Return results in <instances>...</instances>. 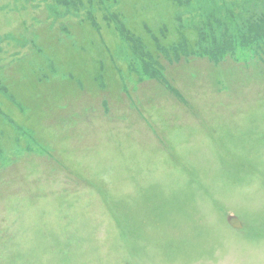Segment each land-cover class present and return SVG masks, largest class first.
Listing matches in <instances>:
<instances>
[{
	"label": "rangeland",
	"instance_id": "obj_1",
	"mask_svg": "<svg viewBox=\"0 0 264 264\" xmlns=\"http://www.w3.org/2000/svg\"><path fill=\"white\" fill-rule=\"evenodd\" d=\"M33 1L0 0V74L20 93L13 100L9 90L7 110L21 103L32 114L28 121L0 115V264H264V51L253 61L237 47L231 64L214 55L211 72L196 81L177 77L180 88L147 94L144 87V107L113 72L109 96L131 107L130 117L121 110L113 126L96 111L78 123L68 106V125L51 128L52 114L71 101L69 62L92 67L103 55L114 65L89 26L79 29L88 34L85 50L75 41L81 55L70 52L67 36L45 40L48 12ZM143 1L140 18L157 27L166 9ZM182 2L184 24L204 29L209 10L230 33L241 30L244 13L264 12V0ZM108 42L115 63L132 61L129 45ZM76 89L96 93L89 76ZM229 209L250 220L245 229L228 226Z\"/></svg>",
	"mask_w": 264,
	"mask_h": 264
},
{
	"label": "trees",
	"instance_id": "obj_2",
	"mask_svg": "<svg viewBox=\"0 0 264 264\" xmlns=\"http://www.w3.org/2000/svg\"><path fill=\"white\" fill-rule=\"evenodd\" d=\"M114 1H116V0H87V3H86V1L85 0H82V2H83V4L86 6V8H90L91 7V10H93V11H96L97 13H96V16L98 15V20H99V22L100 23H104V24H106L107 26L109 25V26H112V25H115V26H117V24L121 21V20H126L125 21V24H126V27H127V29H133V30H136V31H133V32H137L138 30H137V25H136V22H143V18H140V17H138V16H133L132 14H124L122 11H121V6L123 5V4H118V6L117 7H110V5H112V3H114ZM129 1V0H128ZM129 2H132V3H134L135 2V4H133L135 7H136V9H138V7L141 9V8H144V5L145 4H142V3H140L141 2V0H130ZM139 2V3H138ZM153 4H155V5H157L158 4V1L157 2H152V4L151 5H153ZM83 5V6H84ZM138 6V7H137ZM116 8V9H115ZM112 9H114L115 11H113ZM121 12V13H120ZM123 14V15H122ZM140 14V13H139ZM93 21H98L97 20V18L96 19H92ZM147 21V20H146ZM90 23V22H89ZM99 23V24H100ZM88 25V24H87ZM89 26V25H88ZM167 28V30L169 31L170 30V32L171 33H173L174 34V32H173V29H171V28H168V27H166ZM142 29H143V26H142ZM105 30V32H108L109 30H107V29H104ZM111 30H115L114 28H112ZM116 31V30H115ZM157 31V30H156ZM143 32V34H142V41L143 42H149L150 44H153L152 43V40H150V34L149 33H146L145 32V29L142 31ZM91 35H93V34H95V32H93L92 30H91V32H89ZM87 35L88 34H86L85 35V37H84V41L86 40V37H87ZM141 35V34H140ZM102 51V50H101ZM101 57L103 56V55H100ZM93 59V58H92ZM95 59V58H94ZM94 59H93V61H92V63H93V65L94 66H92V67H89V66H87L88 65V63L84 66V65H82V64H80L79 62H77V61H71V66L74 68V70L75 69H77V72H79V74L81 75V76H87V75H91L92 73L94 74V75H96L98 72H100L101 71V65H102V71H104V75H105V65H106V72H109V74L111 73V71H112V66L109 64L108 65V63H107V60H106V57H105V60H106V64L104 65V61L101 63V65H100V60H102V59H98V61H97V65L95 64V61H94Z\"/></svg>",
	"mask_w": 264,
	"mask_h": 264
},
{
	"label": "water",
	"instance_id": "obj_3",
	"mask_svg": "<svg viewBox=\"0 0 264 264\" xmlns=\"http://www.w3.org/2000/svg\"><path fill=\"white\" fill-rule=\"evenodd\" d=\"M231 221L234 222L235 220L233 218H231Z\"/></svg>",
	"mask_w": 264,
	"mask_h": 264
}]
</instances>
